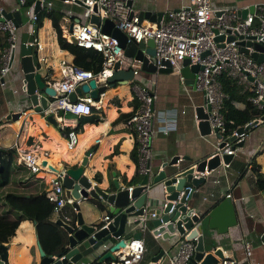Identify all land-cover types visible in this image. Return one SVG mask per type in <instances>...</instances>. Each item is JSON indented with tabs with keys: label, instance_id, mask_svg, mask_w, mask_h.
I'll return each mask as SVG.
<instances>
[{
	"label": "built area",
	"instance_id": "built-area-1",
	"mask_svg": "<svg viewBox=\"0 0 264 264\" xmlns=\"http://www.w3.org/2000/svg\"><path fill=\"white\" fill-rule=\"evenodd\" d=\"M26 1L17 0V5L23 9L27 19L35 22L37 14L33 8L34 2L32 5H27ZM82 1L87 4V6H83L86 18L80 21L69 20V16H73V13L72 11H68L60 20L62 34L68 41H73L85 47H93L100 51L102 53L101 66L98 70H93L77 65L73 61L62 59L61 77L48 80V83L54 86L56 92L48 99L47 105L43 109L44 116L48 113L56 115L59 108L63 112L69 111L74 114L90 112L97 100L89 92L77 95L74 100L70 99L69 93L90 78H94L98 85L107 83V77L114 71L115 62L119 63V67H130L133 74L127 82L130 83V87L137 99V104L128 117V122L134 129L136 170L140 176L147 175V180L144 183H141V179H139L134 184L145 185L143 190L147 195L149 194L150 186L153 183L152 178L158 172L153 169L151 162L153 137L156 130L155 110L153 108L156 89L149 79H146L147 77L144 76L147 70L141 67V59L134 55H126L124 48L118 44L117 38L110 32H105L101 29L104 18L109 17L113 20L114 26L119 27L127 34L128 39L132 38L136 41L142 39L145 41L148 38H152L154 41V53L144 52L146 57L149 61H153L156 67L164 65L163 60H168L172 69L179 72L180 80L187 93L189 88L186 76L181 72L183 67L182 61L185 57H188L190 59V62L187 63L188 65L194 62L199 63L198 68L192 73L191 83L196 90L202 93L203 103L200 105H203V112L206 114L204 119L208 121L211 131L215 133L214 128H217V132H219L216 147L206 158L208 159L217 154L219 156L218 164L210 170L205 165L204 170L194 169L193 171L194 176H209L207 179L208 183L212 185L211 188H202L201 185H186L179 191L176 199L169 200L164 198L161 200L158 209L147 208L148 204L146 203L142 213L131 216L132 228L140 230L141 235L133 237L125 246H120L114 250L115 257L110 258V263L140 264L145 250L142 233L147 229L146 221L149 218H155L160 215L168 201H170V206L166 212L172 211L176 207L177 202L180 201L181 195L184 194L187 207L186 211L182 212L185 214L182 218V221H184L186 217L191 218L193 214L200 217L208 209L187 205V201L193 197L194 192L202 190V201H216L219 197L222 198L225 195L231 196V158L224 160L223 155L231 154L232 157L236 154L238 142L243 141L247 135V131L245 129L238 130L237 128H233L230 132L227 131L222 110L226 92L223 89L219 75L224 72L242 84L244 88L249 89L251 92L248 95V99L257 108L264 109V58L257 60V58L250 54L253 50L252 43L264 38V1L253 3L252 9L242 16L239 13L240 7L235 4H216L214 0H186L185 2H181L177 7L163 10L161 16L154 20L145 16L140 17L138 12L132 7V4L129 3V0ZM94 3L98 7L99 24L89 21L90 7ZM1 8L0 6V11ZM71 22L72 27L70 28ZM0 31L5 33L6 38V44L0 52L1 85L5 81L4 76L12 66L13 59L11 55L18 45L20 35L18 26L15 24L13 18L5 17L1 12ZM28 32H33L32 27ZM216 35H222V37L216 39ZM229 35H233V37L228 39ZM238 39H250L251 44L246 45L249 52H244L240 49V45L236 42ZM26 43H30L34 47L37 59L40 62L43 57L40 54L42 43L38 40L37 35H34L31 40H27ZM205 50L207 52L202 55L201 53ZM24 105L25 102L20 100L16 104V109L12 111L20 109L24 113ZM192 106L195 107L196 104L192 103ZM181 111L184 112L185 108H182ZM60 115H56V118L59 119ZM195 117L196 119H200L197 113ZM174 127L175 121L173 117L164 124L163 129L166 131ZM66 136L69 146H73L77 142V132L75 129L71 128L67 130ZM14 144L18 145L16 141H14ZM15 149L17 161L25 164L31 172L36 173L41 167L53 171L46 163H41L35 152L20 150L17 147ZM179 158L181 159V157ZM197 162L188 163L187 165L195 167ZM213 171L214 174L210 176V172ZM61 177L62 174L59 173H55L51 177L50 186L46 187L45 194L54 201L53 212L56 214V218L58 217L63 222L76 228L78 226L76 219H73L66 210L62 211V209L69 202L72 209L76 211L73 200L75 199L78 203L80 198L66 196ZM221 177L225 178L226 183L222 185V189L217 190L214 186L221 182ZM134 184L125 186L130 191ZM185 188L186 191H184ZM188 196L191 197L188 199ZM131 201L133 200L130 199ZM188 209L189 212H187ZM111 218L110 212L105 213L97 227L107 226ZM196 224V221H193V226L191 227H196ZM191 227H184L183 233L178 232L177 229L173 230L174 237H176V249L168 254L169 264H187L193 258L196 236L186 238V234L190 231ZM70 233L71 231H68V234ZM158 234L161 233H157L156 235ZM237 237H239L242 256L237 257L227 253L223 248L224 256L219 260L218 264H258L259 261H255L252 258V247L249 238L245 237L242 233H239ZM108 246L109 243L107 241L102 242V248ZM64 255L65 253H61L58 258H62ZM52 256H55V254H52Z\"/></svg>",
	"mask_w": 264,
	"mask_h": 264
},
{
	"label": "crops",
	"instance_id": "crops-1",
	"mask_svg": "<svg viewBox=\"0 0 264 264\" xmlns=\"http://www.w3.org/2000/svg\"><path fill=\"white\" fill-rule=\"evenodd\" d=\"M142 1L143 4L140 0H133L136 10L142 7L153 10H165L170 7H177L186 0ZM260 1L264 0H214L216 4H235L239 7L252 5ZM63 3L68 4V7L64 9L56 6L53 2L49 6L60 8L66 14L68 11H72L73 16H69V20L73 19L76 21V16L80 17V20L86 18L83 12L84 7L77 1L61 0V4ZM43 4L42 0L41 6ZM0 6L11 11L16 8L20 9L22 26L20 30L18 29L19 35L20 31H28L32 27L33 23L30 24L32 20L27 19L23 9L18 7L17 0H0ZM45 19L47 20L46 26L52 28V33L48 37L49 40L38 39L42 43L40 54L43 56L38 70L48 82V80L61 77V60L72 61L73 54L58 45L55 30L48 17L43 18L42 25L37 28V34L39 30L43 29ZM18 61V53H16L13 57L12 69L10 68L11 72L10 70L8 71L4 83L0 85V148L15 146L20 150H31L38 155L41 161L46 159V162L51 164L70 163L76 165L87 153V164L83 173L91 180V185L97 184L104 189L115 190L114 179L119 182L120 187L129 185L127 180L138 174L135 166L134 129L128 122V117L135 108L137 99L130 87V83L115 81L112 86L101 91L99 96L95 98L97 102L92 106L91 114L89 113L90 115L81 123L79 122V116L69 111L63 112L59 119L56 118L59 113L54 114L57 123H53L30 105L25 107V112L19 118H5L8 113L16 109L18 101H23V94L20 89L21 83L16 78V71L20 67ZM144 76L149 79L156 89V98L153 102L156 128L153 137L151 161L153 169L158 171L162 166V162L175 154L182 157L180 162L185 165L207 158L214 151L218 136L213 131L202 133L198 126L199 119H196L195 114L197 113L196 107L203 103L202 93L196 90L191 82H187L189 88L187 93L180 80L179 72L173 69L167 72L146 71ZM83 94L85 93L82 92L77 95ZM192 103L196 104V106L193 107ZM233 103L238 108L245 107V100L243 99H234ZM182 108H185L184 112L181 111ZM173 117L175 127L165 131L163 129L164 124ZM252 119L258 120L246 129L247 135L243 139L242 144L237 146L236 154L230 159V178L232 180L230 192L238 212V223L235 227L245 237L250 234L258 237L257 241L260 244L253 248L252 258L259 261L258 264H264V255L260 254L262 252L257 251L264 248V243L259 238L260 232L264 227V209L262 207L264 191L254 186V173L249 168L250 164L247 165L251 157L254 156L256 161L260 163L261 171L264 172V117L257 115ZM71 128L77 132V142L73 146L68 145L66 136L67 130ZM14 141L18 145L14 144ZM242 168H246L245 173L233 182L234 177ZM35 174L40 177L42 185L46 188L50 186V179L55 172L41 167ZM213 174L214 171L210 172L209 175L212 176ZM141 177L139 175L137 181ZM155 183L151 184L148 194L149 202L147 208L150 209H158L163 198V188L161 191L159 188L157 190L152 188ZM207 183L208 179L200 183V185L202 188H211L212 185ZM225 183V178L221 177V182L214 187L220 190ZM201 191L194 192L193 197L187 201L188 206L193 205L196 208L212 206L213 200H201ZM100 201L103 202V207H99L90 196L81 197L78 200L83 221L97 223L105 213L109 212L108 204L103 200ZM243 203L247 211L241 209ZM52 218H56L54 212ZM152 219H147V221L151 222V225H148L146 221L147 229L142 233L144 244L147 243V240L151 242L153 238L156 239L164 249L163 256L156 260V263L169 264L168 254L176 249V237L168 238L162 237L161 234H154L153 229L155 226L152 223ZM133 231L134 229L130 224L127 227L126 234H131ZM146 232L150 233L151 238L146 236ZM37 239L33 220L22 219L10 239L3 242L7 245L8 262L10 264H38L40 256ZM226 241L228 242V240ZM219 244L227 253L237 257L242 256L241 248L236 251V249L228 248L225 243L219 242ZM149 255L146 253L145 245L144 255L140 263L148 262L153 254ZM94 256V253L82 255L76 261V264L89 261ZM104 264H106V260H104Z\"/></svg>",
	"mask_w": 264,
	"mask_h": 264
},
{
	"label": "water",
	"instance_id": "water-1",
	"mask_svg": "<svg viewBox=\"0 0 264 264\" xmlns=\"http://www.w3.org/2000/svg\"><path fill=\"white\" fill-rule=\"evenodd\" d=\"M82 6H87L82 0H75ZM154 2V0H147ZM146 1V2H147ZM142 3L143 1L140 0ZM129 3L133 5V0H129ZM143 4V3H142ZM33 8L38 11L41 8V0H34ZM89 14V21L94 24H99L100 19L97 13L98 7L94 3L91 7ZM252 9V5H247L239 8V13L244 16L248 10ZM140 17H148L149 19H158L163 13L162 9L153 10L150 8L142 7L136 10ZM5 17H12L15 24L20 26L22 23V16L20 9L16 8L13 11L1 8L0 11ZM76 21H80V17H75ZM72 27V22L70 23ZM38 24L33 22V32L29 33L26 30L20 31V37L18 46L12 52V59L16 53H18L20 67L16 71V78L20 80L21 92L23 94L24 107L31 106L39 113L43 114V109L47 105V101L51 95L55 94V88L49 84L38 70L40 62L37 59V53L34 47L30 43H26L27 40H31L34 35H37ZM101 29L105 32H110L114 35L118 44L124 48L126 55H134L141 59V67L147 71H171L172 67L168 60H163L161 66L156 67L153 61H149L144 52L154 53V41L152 38L147 40H134L128 39L127 34L119 27L113 25V20L109 17L104 18L101 24ZM222 35H216L215 38H221ZM233 35H229L227 38H232ZM241 37V36H239ZM253 37V36H252ZM236 42L240 45V49L244 52H249L246 45L251 44L250 39H238ZM253 50L250 54L262 60L264 58V38L262 40H256L252 43ZM259 50V52H258ZM207 50L201 54H205ZM190 62L188 57H185L182 61L183 67L181 72L186 76V81H192V73L195 71L199 63L194 62L188 65ZM118 62L114 64V71L107 77V83L97 84L94 78H90L88 81L82 82L74 91L69 93L70 99L74 100L78 93L89 92L91 96L97 98L101 91L112 86L115 81L122 83L127 82L132 77V69L130 67H119ZM197 114L199 116L198 126L202 133H208L211 131L210 125L205 118L206 114L203 112V105L196 107ZM59 114L63 113L61 108L57 111ZM22 111H11L5 118H19L22 115ZM46 119L53 123H57L52 113L45 115ZM1 121V119H0ZM257 122V119H252L244 126L237 127L238 130L248 129L251 125ZM216 135L219 136L217 128H214ZM242 144V141L238 142V145ZM231 154L223 155L224 160H229ZM182 159V157H181ZM219 162V156L217 154L204 158L197 162L196 166H188L180 162L178 154L172 155L169 159L162 162L161 168L158 170L152 178L153 182H161L163 188V200L176 199L179 191L186 185L198 186L200 183L207 181L208 176L193 175L194 169L204 170L206 168L210 170L215 167ZM42 164H47L55 173L62 174V184L65 188V194L67 197L81 198V197H94L99 200H103L108 204V209L112 218L107 223V226L98 228L99 221L97 223H87L83 221L81 211L79 210V204L75 199L73 205L76 208V223L78 226L73 228L71 225L63 222L60 218L56 221L61 224L67 231H71L68 234V250L62 258H58L60 253L55 256L46 254L39 240L37 239V247L39 251L40 260L38 264H76L82 255L87 253H94L97 255V261L100 264H104V260L107 258H114V250L120 246H125L130 242L133 237H139L141 235L140 230H134L131 234H126L127 227L130 226L132 219L131 216H135L143 212V208L148 204V195L143 190L145 185L134 184L129 191L126 186H119V182L114 179L113 185L115 190L104 189L103 187L94 184L91 185V180L83 173L84 167L87 164V153L81 158L78 164H51L46 162V159H42ZM147 180V175L144 174L141 178V183ZM186 191V188L184 189ZM191 196H188V199ZM130 199L133 201L130 202ZM184 194L181 195L180 201L177 202L176 207L166 212L170 206V201L163 209V211L157 217L152 219V223L155 226L153 233H161L162 237H173V230L177 229L178 232L183 233L184 227L190 228L193 226V221H196V227H191L190 231L186 234V238H192L196 236L195 251L193 258L187 264H218L219 260L224 256L223 247L217 243L215 245L208 246L206 239V230L214 229L218 233H225L230 227L238 223V212L235 206V202L231 196H223L214 205L206 209L203 214L198 217L193 214L191 218L186 217L184 221V213L186 211ZM130 202V203H129ZM129 203V204H128ZM128 204V205H127ZM125 206V207H124ZM189 212V209L187 210ZM210 238L211 235L209 234ZM259 238L264 242V227L262 228ZM107 241L109 246L102 248V242ZM0 264H10L7 258V245L3 242L0 243ZM164 254V249L160 250L150 257V260L146 263L140 264H157L156 260L161 258Z\"/></svg>",
	"mask_w": 264,
	"mask_h": 264
},
{
	"label": "trees",
	"instance_id": "trees-1",
	"mask_svg": "<svg viewBox=\"0 0 264 264\" xmlns=\"http://www.w3.org/2000/svg\"><path fill=\"white\" fill-rule=\"evenodd\" d=\"M31 1L27 0L26 4L30 5ZM36 14L35 22L38 24V27L42 25L44 17H48L51 20L58 45L73 54V63L93 70L100 68L102 61V53L100 51L93 47H85L73 41H68L63 36L60 20L66 14L65 11L43 4L36 11ZM5 44V33L0 31V52ZM219 78L226 92L222 110L228 132L233 128L244 126L254 116H264V109L257 108L247 99V96L251 92L249 89L244 88L242 84L224 72L219 75ZM234 99L245 100V107H236L233 103ZM89 113L91 114V111L76 114L79 116V122L85 121V118L90 115ZM248 164H250L249 168L254 173V186L264 191V172L261 171L260 163L253 156ZM246 168H242L238 172L233 182L245 173ZM138 177V174L133 175L127 180V183L136 182ZM42 184L39 176L31 172L25 164L17 161L15 147L0 148V243L10 239L22 219H30L34 222L37 238L46 254L65 253L68 250V231L56 221L57 218H52L54 201L45 194L46 188ZM90 198L99 207H103V202L99 199ZM218 200L214 201L211 205H214ZM64 210L73 219H76V211L72 209L69 202L64 205L62 211ZM72 223L74 224L73 221ZM145 245L147 255L155 254L161 248L160 243L154 238L151 242L147 240ZM97 258L98 256L96 255L91 260L82 264H100ZM105 260L106 264H111L110 258Z\"/></svg>",
	"mask_w": 264,
	"mask_h": 264
},
{
	"label": "rangeland",
	"instance_id": "rangeland-1",
	"mask_svg": "<svg viewBox=\"0 0 264 264\" xmlns=\"http://www.w3.org/2000/svg\"><path fill=\"white\" fill-rule=\"evenodd\" d=\"M156 1H158V0H156ZM33 2H34V0L31 1V4L30 5H32ZM52 2L56 6L61 7V8H64V9L68 7L67 6L68 4L67 5L65 3L61 4V0H43V3L44 4H47V5H52ZM132 7L135 9L134 5H132ZM32 23H33V21H30V24H32ZM46 23H47V20L45 19V21L43 23L44 24L43 29L39 30V32L37 34L38 39H42V40L48 39L49 40L48 37H50V33H52V28L50 26H46ZM21 26H22V24H20V26H18V29L19 30H20V27ZM11 69H10V72H11ZM14 73H15V69H14ZM6 75L4 76V78L6 77ZM152 188H154L156 190H157V188H159L160 191H161L162 190V184H161V182H156L152 186ZM262 207L264 209V203H263V206ZM241 209L243 211H247V208H246V206H245L244 203H243V207H241ZM147 223H148V225H151V222L147 221ZM209 234L211 235V238H210ZM226 235H228V236H226ZM237 235H239V232H238V228H236L235 225L232 226V227H230L229 230L227 232H225V233H218L214 229H209V230H206V239H205V241L207 242V245L208 246L215 245V244H217V242H221L222 244L225 243V245H228V248H231L232 250L233 249H236V251H237V250L240 249L239 237H237ZM146 236L148 238H151V235H150L149 232H146ZM229 236L231 237V239H230ZM247 237H250L252 239V241H251V239L249 238V240L251 241V247H252V253H253V248L254 247H257L260 244V242L257 241L258 240L257 239L258 237L255 236V235H253V234H250ZM226 240H228V242ZM229 240H230V242H229ZM257 251L258 252H262L260 254L261 255H264V248H263V250L262 249H258ZM149 256H147V257H149ZM255 261H257V260H255Z\"/></svg>",
	"mask_w": 264,
	"mask_h": 264
},
{
	"label": "clouds",
	"instance_id": "clouds-1",
	"mask_svg": "<svg viewBox=\"0 0 264 264\" xmlns=\"http://www.w3.org/2000/svg\"><path fill=\"white\" fill-rule=\"evenodd\" d=\"M100 222V221H99Z\"/></svg>",
	"mask_w": 264,
	"mask_h": 264
}]
</instances>
